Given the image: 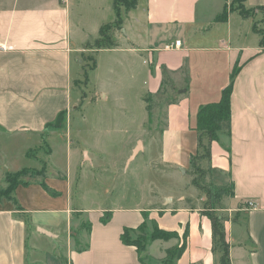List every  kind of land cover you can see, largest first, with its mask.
Instances as JSON below:
<instances>
[{"label":"crops","instance_id":"crops-1","mask_svg":"<svg viewBox=\"0 0 264 264\" xmlns=\"http://www.w3.org/2000/svg\"><path fill=\"white\" fill-rule=\"evenodd\" d=\"M227 4L139 0L135 9L122 10L118 45L97 48L100 28L117 19L113 0H0L2 169H36L18 161L19 156L38 157L30 154L32 148L46 146L47 159H53L52 140L56 144L64 134L71 136L69 119L60 124L59 117L69 118L87 98L80 87L87 72L84 89L96 98L104 94L108 99L113 93L102 79L105 84L106 78L123 81V96L115 93L111 98L122 101L125 114L130 149L124 167L142 155L148 172L135 205L87 207L79 192L86 172L73 173L70 146L68 170L55 163L45 178L19 185L13 194L17 207L0 201V264H143L137 248L123 242L126 229L157 225L178 232L173 242L156 239L147 246L144 255L150 262L164 255V244L182 242L186 224L188 242L176 264H221L220 253L213 249L212 222L204 213L205 195L191 185V158L198 151L199 110L220 99L236 67L231 130L213 141L211 158L212 183L230 184L233 195L226 200L230 206L223 208L221 202L215 209L218 215L242 212L239 221L225 222L232 264H264V46L253 31L254 21L263 18L264 0L245 2L259 10L256 19L231 11L220 20ZM177 39L182 41L179 48L165 49ZM84 53L93 55L94 69L82 59ZM105 53L102 73L98 56L102 60ZM164 76L174 84L178 100L165 105L161 131L147 136L146 97L158 95ZM139 142L142 148L133 155ZM77 148L80 167L89 163L91 177L95 164L106 168L99 150ZM92 181L95 187L97 179ZM83 222L88 224L87 238L77 245L72 231Z\"/></svg>","mask_w":264,"mask_h":264},{"label":"rangeland","instance_id":"rangeland-1","mask_svg":"<svg viewBox=\"0 0 264 264\" xmlns=\"http://www.w3.org/2000/svg\"><path fill=\"white\" fill-rule=\"evenodd\" d=\"M237 6V3H235L233 0H228V8L231 5ZM259 10L255 9L252 11V16L254 19L258 18L256 17ZM257 21L258 27L263 26V23L261 22V19L255 20ZM107 53L103 55V59L100 60V57L102 55L98 56L99 61L102 63V67L100 68L99 72L104 73L107 68V61L106 58ZM93 55H89L87 53H84L82 55V59L88 63L89 67L92 66L94 63L92 60ZM121 74V73H120ZM96 74H94L93 77H95ZM118 75H113V78L115 79ZM122 80H109L106 78V84L105 81L103 82V79L101 83L102 85L109 88V90L113 91V93H110L107 95L108 99H104V94H99V96L96 98L94 96V93L90 90L84 89V86L86 85V76L83 75L80 83H81V93L85 94V97L87 98L84 100V102L79 106L78 111H73L72 113L66 116L65 120L70 121V130H71V136H67L64 134L62 138H60V142L56 143L58 140H52V144L54 145L55 154L53 159H47L46 156V146L43 150H40L38 148H32L34 150L30 151V154H36L38 157L32 158L31 160H27L26 157L19 156V163H23L20 165L29 166L37 169L43 168L45 164L48 165V168L53 169L57 163V165L60 167H65L64 170H68L67 166H65L67 156H68V149L71 146L72 152H71V160H72V171L79 172L80 170L83 171V173L86 175H83V185L80 186L79 192L82 193L80 196V200H83L85 205L87 207H91L96 203L97 205H102L106 207L114 206L115 204L121 205L124 203L125 205H135L137 203V199H139V194H142L143 192L140 191L141 185L143 181H145L148 178V172L147 175L145 174L146 168L144 169L143 163L144 159L143 156H139V158L136 160L133 165L130 167L125 168V156L128 154L130 145L127 144L128 142V134L127 129L123 128L126 124L125 121V114L123 113L121 102H114V100L111 98L113 94L119 93L120 98L123 96L124 93V86L122 85ZM179 83H182L181 81ZM83 87V88H82ZM112 87V88H111ZM170 89V88H169ZM168 89V90H169ZM167 95L164 94H158L155 96H148V98L151 105V115L149 122L147 124V136H152V133H159L161 129L165 125V105L168 103L170 99L173 98L174 95H177L178 92H170ZM114 98V96H113ZM145 135V136H146ZM154 136V135H153ZM4 140V137H2ZM206 140V139H205ZM70 142L72 145H70ZM77 145L79 147H89V150L94 153L95 150H99L103 154V158H105V166L106 168L103 169V166H100L99 164H95L93 170H91V173H93L92 177L87 173L88 171V164H85L84 166H81V160H80V153L75 151V148H77ZM3 148V145L0 144V149ZM140 148H138L139 151ZM30 150V149H29ZM28 150V151H29ZM27 151V152H28ZM46 151V152H45ZM29 153V152H28ZM38 153V154H37ZM4 155L0 156V158H3ZM103 161H101V164L104 165ZM198 166L200 168L206 170V174L199 178V182L202 183L201 189L197 188V190L202 192L205 195V204L204 209H212L213 211L217 204H220L223 202V205L221 207L226 208L227 206H230L226 200L230 196H224V197H216L215 192L213 191V188L216 186L212 183V175L209 171L208 161L203 160L201 162H197ZM7 170L2 169V166H0V189L4 188L6 186V182L4 179V174ZM191 171L193 176L199 177V173L195 171V169L191 167ZM49 170L47 169V173ZM51 172V171H50ZM60 173L63 174L65 172L61 171ZM70 173V171H69ZM95 174V175H94ZM77 176L80 175V173L76 174ZM85 176V178H84ZM93 177L97 179V184L94 187L93 183ZM193 178V177H192ZM204 179V180H203ZM204 186V187H203ZM212 187V193L207 190V188ZM99 192H95V191ZM138 190V192H137ZM207 190V192H206ZM211 190V189H210ZM143 191V190H142ZM139 193V194H138ZM216 212V209H215ZM231 213H224L222 212L224 217H228L229 219H232L233 221H239L240 218H242V212H235L232 210ZM145 231L148 234H152L153 228H144ZM88 232V224L87 222L81 223V225L74 228L72 231V236L74 239V242L77 245H82V242L84 243V240L87 238L86 233ZM140 231L137 230L135 232H132L130 236L132 238H138L140 236ZM179 237H171L167 241L173 242L174 239ZM179 244V243H177ZM167 244H164L162 246V250L164 251V255L161 258H157L155 260H150V264H163L165 261ZM170 248V247H168ZM159 260V261H157Z\"/></svg>","mask_w":264,"mask_h":264},{"label":"trees","instance_id":"trees-1","mask_svg":"<svg viewBox=\"0 0 264 264\" xmlns=\"http://www.w3.org/2000/svg\"><path fill=\"white\" fill-rule=\"evenodd\" d=\"M139 0H113V7L117 14V19L114 23H109L103 25L100 28L99 37L95 40L94 46L97 48H105V47H112L118 45L117 40V32L123 28V14L122 10L124 9L125 12H129L132 9H135L138 6ZM237 3V6L233 4L228 8L225 7L223 13L219 16L220 20L226 19L228 13L231 11H238L239 14L243 18L252 17V8H247L245 5L246 0H233ZM263 12V18L261 22L263 26L258 27L257 21L253 23V31L260 35V45L264 46V8H261ZM91 45L88 43V46ZM93 64L91 69L96 67V61L92 58ZM238 71V67H236L231 82L222 90L221 97L218 101L210 102L206 105H203L198 113V151L197 154L193 155L191 158V165L192 169L194 168L196 172L199 173V177H195L192 174V181L191 185L201 189V184L199 182V178L206 174V170L200 168L197 162H201L203 160L208 161L209 171L212 169V143L213 141L219 138V134L222 132H230L231 130V94H232V83L233 79ZM86 80L88 78V73H85ZM170 88V89H169ZM176 90L172 81L167 77L164 76L161 86L159 88L158 94L167 95L169 90ZM186 90L183 92V95H186ZM147 100V109L149 114L151 115V105L148 98ZM178 100L177 97L173 96L172 99L168 101V103H174ZM83 103V102H82ZM66 119V114H61L59 117V122L62 123ZM206 139V140H205ZM47 169L48 165L45 164L41 169H29L24 168L19 171H6L4 174V179L6 182V186L0 189V201L7 200L12 202L17 207V201L14 198L13 194L16 188L19 185H28L32 181L37 180L38 178H45L47 176ZM211 174V173H210ZM212 175V174H211ZM204 180V179H203ZM204 187V186H203ZM211 189V190H210ZM207 190L212 193V187L207 188ZM206 190V192H207ZM216 197H224V196H232L233 195V188L230 184L226 185H216L213 188ZM208 193V192H207ZM206 205V204H205ZM204 213L209 216L212 222V235H213V249L214 251H218L220 253V263L221 264H232L230 249L231 245L227 240V233L225 228V222L230 220L228 217H224L223 215H218L212 209H204ZM107 218L104 220V222ZM235 221V220H234ZM145 226H141L138 229H126L122 234L123 242L127 245H133L137 248L139 253V259L143 264H150L147 261V257L144 255V251L147 246L155 241L156 239L168 240L171 237H179L177 231H168L159 228L157 225L153 227L152 234H148L145 229ZM139 230L140 236L138 238H132L130 234ZM189 224H186L184 227L183 235H182V242L176 245L171 246L165 250L166 256L164 259L163 264H176V259L180 257L187 246L188 237H189Z\"/></svg>","mask_w":264,"mask_h":264},{"label":"built area","instance_id":"built-area-1","mask_svg":"<svg viewBox=\"0 0 264 264\" xmlns=\"http://www.w3.org/2000/svg\"><path fill=\"white\" fill-rule=\"evenodd\" d=\"M181 44H182V41L177 39L174 42L167 43L165 45V49H169L170 50V49L179 48L181 46ZM146 62H148V61L146 60ZM149 62H151V61H149ZM249 205L253 206V207H256V206H258V203L257 202H250Z\"/></svg>","mask_w":264,"mask_h":264},{"label":"water","instance_id":"water-1","mask_svg":"<svg viewBox=\"0 0 264 264\" xmlns=\"http://www.w3.org/2000/svg\"><path fill=\"white\" fill-rule=\"evenodd\" d=\"M140 145H141V143L139 142L138 147H137V148L134 150V152H133V155L136 154V153H138V148H139ZM139 150H140V149H139ZM182 171H183V172H186L185 169H183Z\"/></svg>","mask_w":264,"mask_h":264},{"label":"bare ground","instance_id":"bare-ground-1","mask_svg":"<svg viewBox=\"0 0 264 264\" xmlns=\"http://www.w3.org/2000/svg\"><path fill=\"white\" fill-rule=\"evenodd\" d=\"M138 147V146H137ZM139 148L141 149L142 148V144L139 146Z\"/></svg>","mask_w":264,"mask_h":264}]
</instances>
